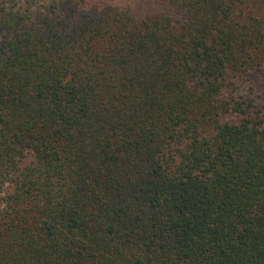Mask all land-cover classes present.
I'll return each instance as SVG.
<instances>
[{
  "label": "trees",
  "instance_id": "16d2710c",
  "mask_svg": "<svg viewBox=\"0 0 264 264\" xmlns=\"http://www.w3.org/2000/svg\"><path fill=\"white\" fill-rule=\"evenodd\" d=\"M6 1L0 264H264V0Z\"/></svg>",
  "mask_w": 264,
  "mask_h": 264
},
{
  "label": "rangeland",
  "instance_id": "374dc122",
  "mask_svg": "<svg viewBox=\"0 0 264 264\" xmlns=\"http://www.w3.org/2000/svg\"><path fill=\"white\" fill-rule=\"evenodd\" d=\"M47 0H35V4L33 3V0H7L6 1V8L7 9H26L31 4L34 5L35 9L39 6H45ZM99 2H105V3H113L114 5H121V6H127V5H133L136 3V0H98ZM142 1V0H139ZM259 14L262 13V11H257ZM254 85V95L258 102L261 104H264V80L257 74H255L252 77V83Z\"/></svg>",
  "mask_w": 264,
  "mask_h": 264
}]
</instances>
